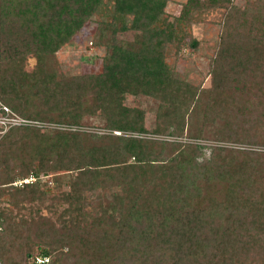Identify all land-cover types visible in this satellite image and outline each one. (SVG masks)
I'll use <instances>...</instances> for the list:
<instances>
[{
	"label": "trees",
	"instance_id": "16d2710c",
	"mask_svg": "<svg viewBox=\"0 0 264 264\" xmlns=\"http://www.w3.org/2000/svg\"><path fill=\"white\" fill-rule=\"evenodd\" d=\"M104 1L0 0L1 101L18 115L48 124L50 129H64L62 123L78 126L84 115L100 111L107 128L142 133L143 112L125 106L123 95H147L174 111L172 118L165 113L169 117L156 132L183 135L194 112L199 113L202 125L203 120L216 124L235 112L228 101L238 105L239 98L258 96L254 94L257 81L250 73L264 70V0H248L242 10L233 0H187L172 33L165 24L166 0H115L116 11L124 17L131 15L129 26L141 31V45H117V27L108 23L105 32L112 51L101 73L64 79L58 71H49L57 51L96 15ZM212 9L222 10L224 29L211 62L212 87L200 91L173 79L162 51L176 41L195 49L198 41L192 36V26L204 21ZM126 28L127 24L122 26ZM30 55L37 62L33 71H26ZM231 57V63L240 60L249 70L231 67ZM225 66L229 71H224ZM79 92L81 97H76ZM203 94L210 96L207 103L201 101ZM87 96H92V102ZM258 97L264 98V93ZM168 123L175 125V132L169 131ZM257 123L264 127V120ZM229 126L216 127L220 138H234L227 134L234 129ZM43 129L15 127L0 141L1 218L6 214L1 202L15 204L16 197L41 201L48 195L46 187L53 186L52 179L43 181L49 173L72 174L70 189L61 193L68 204L61 229L53 227L63 250L51 244L27 254L28 264H37V257L49 258L46 264H81V259L83 264L95 260L100 264H264V153L217 150L211 160L199 162L198 153L192 156L178 144L174 157L157 151L154 141L126 136L83 142L90 135L64 131L50 144ZM202 129L198 127L196 136L203 135ZM261 131L255 128L248 143L264 144V137L256 136ZM236 133L240 140V131ZM64 138L78 139L69 143L76 155L66 157L67 145H59ZM19 142L29 147V161L18 154ZM130 158L135 162L128 163ZM18 161L24 165L20 173L14 167H20ZM18 177L35 181L11 187ZM138 182L150 191L147 195L133 189ZM98 188H110L112 203L88 215L85 195ZM8 214L15 217L13 210ZM81 227L85 237L77 236ZM0 234L1 248L8 229ZM3 258L0 251V264Z\"/></svg>",
	"mask_w": 264,
	"mask_h": 264
},
{
	"label": "rangeland",
	"instance_id": "374dc122",
	"mask_svg": "<svg viewBox=\"0 0 264 264\" xmlns=\"http://www.w3.org/2000/svg\"><path fill=\"white\" fill-rule=\"evenodd\" d=\"M233 1L238 10H242L246 7L248 0ZM186 2L187 0H166L165 24L168 32H173L176 24L175 19L181 14L183 5H185ZM221 11L222 10H213L207 14L204 21L193 24L191 29L192 36L198 41V45L195 49L190 45H184V43H178V41H176L167 47L165 51H162L167 68H169L173 79L177 83H179V81L182 83H189L200 91H208L211 89L213 79L211 71L214 70L213 66H211V62L215 55L217 41L222 37L224 29L222 28L224 15ZM131 20V15H126L124 17L116 11L115 0H105L96 15L93 16L67 44L57 51L49 71H58L64 79L101 73L103 71L105 57L110 55V52L112 51V48L108 47L111 43L109 40L110 35H107V32H105V26L108 23H112L113 26L117 27L115 34L117 45H121L122 47H127L128 45L133 47L139 46L142 34L141 31L136 29V27L129 26ZM233 20L237 21L238 17H235ZM125 24H127V28L122 29V26ZM158 24L161 25L160 22ZM185 41L189 43L190 37L186 38ZM232 58L233 57L229 58V64L231 67L237 69V71H240V68H247V71L249 70L248 65L241 63L240 60H237L236 64L231 63ZM36 62L35 57L30 55L26 63V71H33ZM262 69L259 73H250V75L257 81V83L254 84V94L258 96L264 93V88H260L261 84H263L264 87V70ZM224 71H229V68L225 66ZM200 91L198 92L200 93ZM229 95L230 94L228 93L225 94L227 99ZM258 96H253L251 94L245 96L244 99L239 98L238 105L237 103L233 104L227 100L228 104H231L229 107H234L235 112L223 116V120H217L216 124L212 123V121L206 123L203 120L204 123L202 125L201 122L198 121V118L200 117L199 113L194 112L195 116L188 119L189 124L186 125L183 135H170L156 132L161 128L159 125L163 124L170 115L171 118L173 117L172 114L174 111L172 108H169L168 104L166 106V103H163L159 98L147 95L129 94L123 95V104L129 108L142 110V122L145 129L142 133L124 132L107 128V120H104L101 117L100 111H96V114L84 115L82 123L78 126L62 123L61 126H63L64 129H43L41 133L48 138V143L50 144L52 141L55 142L56 138L64 131L78 133L82 135L81 137L90 135L89 137L87 136V139L83 142H97L104 139L105 136L115 138L118 136H126L147 139L156 142L157 147L160 149H157V151H163V155H170V157L177 155L179 152L178 145H181L182 149L187 148L188 153L192 156L198 153L197 159L199 162L211 160V158L214 157L213 154L217 153V150H222L225 154L238 151L264 153V144L248 143L249 139L254 135L253 132L255 128L259 127L260 130H262L256 136L264 137V127H260V123H257L260 120H264V98ZM76 97H81L80 92L76 94ZM208 98H210L209 95L203 94L201 101L207 103ZM86 99L89 102H92L93 100L92 96H87ZM82 100H84V98ZM162 104L163 109L161 110ZM244 111L249 114L242 115ZM165 113H168L169 116L166 117ZM162 116L164 118H162ZM241 118L244 120L246 118L248 119L242 122ZM133 119L134 118H131V120ZM169 125V131L175 132V125ZM229 125H232L234 129L232 130L233 133L228 131L227 134H231L232 137L234 135V138H220L216 127L222 126L226 128L230 127ZM202 126L203 135L196 136L198 127ZM238 131H240L239 138L241 141L237 140L235 136ZM77 137L80 136L78 135ZM70 141L72 142H69V138H64L59 142V145H67V147H64L65 150L63 151L66 153V157L67 154H77L75 150L70 149L69 143L78 141V139H70ZM36 143L38 144L37 141L33 144L36 145ZM60 147L61 146L58 148ZM16 148L18 149V154L20 153L24 155V162L31 159L29 154L30 149L27 145H23V143L19 142ZM70 150H73V152L68 153ZM194 150H196V153H191V151ZM82 159L86 164L87 159L84 156ZM126 160H128V163L135 162L133 158ZM20 163L21 161H18V164ZM14 167L16 172H23V163L20 164V167ZM49 175V178L45 177L43 181H49L52 179L53 188L46 187L48 195L45 199L30 202L28 199L27 201L24 200L23 197H16V201H18L15 202V204H12L11 201V204L1 202V207L5 208L6 214L5 217H0V232L3 234V232L8 229V236L5 235L0 248L1 253L4 256L2 264H28L27 254L39 251L41 248H47V246L55 243H57V249L60 252L63 250V248L61 249L60 234L56 237V241V232L53 227H55L56 230L61 229L60 223L63 219L62 214L65 212V208L67 209L68 207V204H65L62 200L61 193L70 189L69 184L71 182L72 174L69 171H59L49 173ZM56 178L60 180L59 184L56 183ZM19 179H21V177H18L16 181ZM14 183L15 181L11 184V187L16 188L17 186ZM143 185L141 182H138V185L133 187V189L137 192L144 193L143 195H147L150 191L146 190ZM59 187H61V190L56 189ZM111 194L112 192L110 188L106 190H100V188H98L95 191H88L85 195V198H87L85 202V213L88 215H94L100 205L105 206L111 204ZM10 210L14 211L15 217L11 218L8 214ZM105 228L110 229V227ZM113 228L114 227H112V229ZM85 231L86 230L81 227L78 230L77 236L79 237L81 234H84L85 237ZM80 263L83 264L82 259ZM94 264L100 263L95 260Z\"/></svg>",
	"mask_w": 264,
	"mask_h": 264
},
{
	"label": "built area",
	"instance_id": "2783aa9c",
	"mask_svg": "<svg viewBox=\"0 0 264 264\" xmlns=\"http://www.w3.org/2000/svg\"><path fill=\"white\" fill-rule=\"evenodd\" d=\"M26 126H35V127H43L46 129H50L52 126L24 118L18 115L15 111H13L9 106L4 104L0 99V141L1 139L12 129L15 127H26ZM35 181V178L29 177L25 179H21L16 181L14 184L16 186H23L26 183ZM1 229V228H0ZM49 262V258L45 257H37V264H46Z\"/></svg>",
	"mask_w": 264,
	"mask_h": 264
}]
</instances>
